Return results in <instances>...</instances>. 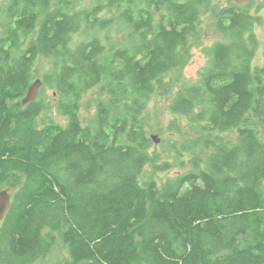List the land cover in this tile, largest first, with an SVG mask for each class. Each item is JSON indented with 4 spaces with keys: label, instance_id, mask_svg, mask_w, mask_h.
Returning a JSON list of instances; mask_svg holds the SVG:
<instances>
[{
    "label": "trees",
    "instance_id": "obj_1",
    "mask_svg": "<svg viewBox=\"0 0 264 264\" xmlns=\"http://www.w3.org/2000/svg\"><path fill=\"white\" fill-rule=\"evenodd\" d=\"M0 1V190L11 193L0 264H48L56 249L68 258L53 264H264V65L250 7ZM205 20L223 42L188 84ZM46 91L65 124L37 122ZM168 94L176 138L151 153L145 112Z\"/></svg>",
    "mask_w": 264,
    "mask_h": 264
},
{
    "label": "rangeland",
    "instance_id": "obj_2",
    "mask_svg": "<svg viewBox=\"0 0 264 264\" xmlns=\"http://www.w3.org/2000/svg\"><path fill=\"white\" fill-rule=\"evenodd\" d=\"M217 7L225 6H238L240 8L250 7L251 13L257 15L261 19V25L255 28L256 33L259 35L261 47L257 53V60L255 61L259 65H264V0H213ZM1 5V1H0ZM202 28V39L199 45H196L191 50V58L187 66L184 68L183 77L184 81L188 84H193L197 81L200 71L207 65L208 56L206 49L211 47L217 42H223V39L213 30L209 20H205ZM1 32V29H0ZM37 76L40 77L43 73H46L50 69V62L44 59H39L37 65ZM45 96L49 103L47 109L43 111L37 118L39 125L48 124L51 121L65 124V119L60 116L55 108L56 100L51 97V92L46 91ZM171 95L156 96L152 97L150 104L145 112V128L148 133L149 139L155 137L156 141H152V146L149 152H162L163 149L160 147L162 142L168 141L169 139L176 138L174 131L169 129V123L174 119L175 116L168 112V105L170 102ZM106 97L101 98L105 100ZM99 100H97L96 90L87 92L82 96L79 103V118L86 124L88 119L93 114L95 110V105ZM178 124L183 128L186 124L185 118H180ZM235 136H231V139H235ZM166 175L171 176L173 170L170 172H164ZM164 175V174H163ZM161 175H154V177L161 178ZM6 191L4 188L0 190ZM11 194L9 190L6 191ZM67 257L65 250L58 252L56 249L53 254L48 258L47 263L53 264L55 262L61 261Z\"/></svg>",
    "mask_w": 264,
    "mask_h": 264
},
{
    "label": "water",
    "instance_id": "obj_3",
    "mask_svg": "<svg viewBox=\"0 0 264 264\" xmlns=\"http://www.w3.org/2000/svg\"><path fill=\"white\" fill-rule=\"evenodd\" d=\"M40 86H41V82L39 79L35 80L30 85L25 97L21 101L22 106H26L27 104L32 103L36 100ZM151 139L153 141H156L155 137H152ZM6 191L0 192V222H2L3 219L5 218V215L11 203V194L7 193Z\"/></svg>",
    "mask_w": 264,
    "mask_h": 264
}]
</instances>
